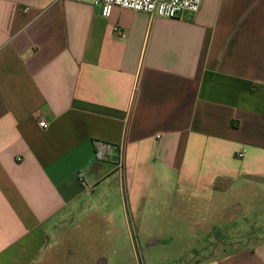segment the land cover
Here are the masks:
<instances>
[{
	"label": "crops",
	"instance_id": "crops-1",
	"mask_svg": "<svg viewBox=\"0 0 264 264\" xmlns=\"http://www.w3.org/2000/svg\"><path fill=\"white\" fill-rule=\"evenodd\" d=\"M262 187L264 0H202L176 19L0 0V264H40L53 233L101 208L148 249L160 239L143 225L164 208L170 246V225L194 222L189 193ZM260 229L219 253L207 229L205 256L192 245L178 264H264Z\"/></svg>",
	"mask_w": 264,
	"mask_h": 264
},
{
	"label": "rangeland",
	"instance_id": "rangeland-1",
	"mask_svg": "<svg viewBox=\"0 0 264 264\" xmlns=\"http://www.w3.org/2000/svg\"><path fill=\"white\" fill-rule=\"evenodd\" d=\"M188 195L186 200L190 204L180 209V214L187 215L198 225L175 220L170 225L175 233L170 246L165 245L163 237L164 218L160 217L164 208L157 207V211H154L150 221L155 223L143 225L155 230V236L160 239L159 245L152 249H148L151 241L144 240L140 235L138 237L135 223L131 225V238L126 233L124 218L118 213L111 215L108 210L101 208L100 212H94V209L87 215L75 217L69 228H62L57 235L53 233L50 249L40 264H178L185 260L184 252L192 245L199 248L201 257L205 256L207 249H202L201 245L209 241L207 229H211L208 234L216 238L212 253H219L221 248L216 249L219 244L234 242L229 238H235L236 229L239 232L242 230V234L249 232L251 236L261 235L260 228L264 225V187L231 196L216 193ZM163 199H167L168 203L174 202L173 196L163 195L160 202ZM201 231L205 233L204 238L190 240L192 234Z\"/></svg>",
	"mask_w": 264,
	"mask_h": 264
},
{
	"label": "built area",
	"instance_id": "built-area-1",
	"mask_svg": "<svg viewBox=\"0 0 264 264\" xmlns=\"http://www.w3.org/2000/svg\"><path fill=\"white\" fill-rule=\"evenodd\" d=\"M79 2L88 1L93 5L102 8V15L110 16L114 7H121L137 12H145L153 17L164 19L181 18L185 14H196L199 12L202 0H76ZM120 32L119 29L116 30ZM42 128H48L45 121H40ZM246 150L238 153L239 158H244Z\"/></svg>",
	"mask_w": 264,
	"mask_h": 264
},
{
	"label": "water",
	"instance_id": "water-1",
	"mask_svg": "<svg viewBox=\"0 0 264 264\" xmlns=\"http://www.w3.org/2000/svg\"><path fill=\"white\" fill-rule=\"evenodd\" d=\"M112 152H113V154H114L115 156H118V155H119V150H118V149H114Z\"/></svg>",
	"mask_w": 264,
	"mask_h": 264
}]
</instances>
